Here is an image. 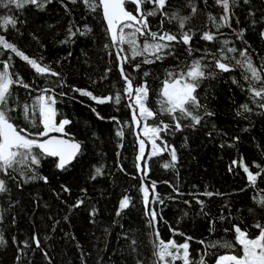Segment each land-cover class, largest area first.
<instances>
[{
    "label": "trees",
    "instance_id": "trees-1",
    "mask_svg": "<svg viewBox=\"0 0 264 264\" xmlns=\"http://www.w3.org/2000/svg\"><path fill=\"white\" fill-rule=\"evenodd\" d=\"M193 4L197 8L194 15ZM126 7L134 6L126 4ZM144 7L151 10L153 6ZM164 11L169 16L174 12L191 16L186 30L191 29L195 35L191 55L189 46L173 42L170 54L162 60L145 64L142 62L145 57H137L125 65L134 88L147 83L148 105L153 110L159 109V93L167 72L186 68L200 59L205 50L216 52L221 47L219 41L227 39L229 47L247 48L257 66L264 62V0H236L231 5V27H222L219 33L208 19L209 15L215 16L219 23L225 14L216 0H167ZM8 15L17 20L16 27L0 28V35L29 57L42 58V63L60 73L59 77L36 74L25 61L4 50L0 60L11 56V70L31 86L13 88L21 107L12 115L18 118L21 127L41 131L39 123L33 128L24 120L22 105H31L41 89H54L57 122L63 118L71 121L65 131L68 137L81 143V150L66 170L56 167L54 157L42 160L38 173L48 178L47 183L42 179L25 183L18 174L15 181L0 177L7 180L10 189L0 193V234L6 241L0 245V264H156L152 255L156 231L165 241L175 239L182 243L186 237H192L189 244L193 258L204 250L201 240L234 241L233 232H224L232 224L247 227L253 235L258 233L252 225L257 220L264 223V209L257 206L254 197H259L264 182L258 178L255 187L249 186L240 162L243 160L254 172L259 171L256 164L264 168V110L251 102L240 69L220 72L211 67L215 77L202 80L197 91L201 103L214 115L204 116L195 127L186 126L191 124L190 120H182L185 125L182 131L173 127L161 133L163 143L175 148L177 159L173 162L170 150L152 156L151 143L142 134L144 123H172L171 118L158 114L155 119L141 121L140 127L132 119L134 98L124 93L117 49L112 47L101 9L93 12L83 0L76 3L51 0L42 9L34 5L23 9L0 5V16ZM148 19L152 31H161L163 20V30L179 34L175 21L169 22L160 14ZM70 27L73 32L80 29L85 34L77 32L69 39ZM240 30L244 32L242 40L236 35ZM205 31L216 34L217 39L202 40ZM143 40L141 37V44ZM211 59L208 56L205 62ZM135 64H140L139 70H134ZM233 77L245 90L232 82ZM76 88L100 97L119 93L121 102L98 104L73 90ZM244 103L253 111L238 116L237 111ZM121 129L123 136H118L116 133ZM140 139L145 140L143 160H137ZM162 141H157L161 147ZM165 164L174 166L165 168ZM97 167L101 168L100 175L96 174ZM142 184L150 190L147 206L140 190ZM205 192L214 195H203ZM156 194L163 203L153 199ZM124 196L130 198V203L121 210L119 205ZM80 200L83 203L75 207ZM153 209L158 215L154 224H150L147 213ZM173 230L183 235H173ZM34 237L39 239V247ZM210 251L208 264H215L216 257L226 250Z\"/></svg>",
    "mask_w": 264,
    "mask_h": 264
},
{
    "label": "snow or ice",
    "instance_id": "snow-or-ice-1",
    "mask_svg": "<svg viewBox=\"0 0 264 264\" xmlns=\"http://www.w3.org/2000/svg\"><path fill=\"white\" fill-rule=\"evenodd\" d=\"M50 2L51 0H0V5L5 8L14 5L17 9H23L26 5H34L36 8L42 9L46 3ZM71 2L76 3L77 0H71ZM83 3L93 12L97 11V9L102 10L112 47L117 49L116 59L119 62L120 74L125 81L124 93L128 97L134 98L132 119L137 127L141 126V121L155 119L158 114H166L171 118L172 123L160 121L153 125L143 124V135L151 143L152 156L157 155L161 151L170 150L171 160L175 162L177 159L175 148L163 143L161 133L167 132L173 127L176 131H182L183 127H185L181 123L182 120H190L191 124L186 126L195 127L201 123L204 116L214 115L213 112L208 110L206 105L201 103L197 91L202 80L215 77L216 73L210 71L211 67L220 72H232L240 69L242 79L247 84L246 91L249 93L251 102L259 109L264 110V62L257 66L253 62V58L247 48L237 49L235 46L229 47L230 41L227 39L219 41L221 47L216 52L205 50L204 55L200 59L194 60L186 68H181L178 71H168L159 93V109L158 111L153 110L148 105L149 88L147 83L145 82V84L134 88V80L126 72L125 65L137 57H145L142 61L145 64L162 60L166 55L170 54L173 42H182L184 45L189 46L188 52L191 55L192 48L190 45L195 34L191 29L186 30V25L190 21L191 16H181L179 12H174L169 16L164 11L167 0H83ZM216 3L222 6L225 14L219 18V23L215 16L209 15L208 19L213 22L217 33H219L220 28L231 27V5L235 4L236 0H216ZM126 4H131L134 7L129 10ZM145 4H150L153 7L151 10L146 9L144 7ZM196 12L197 8L193 4L191 13L194 15ZM157 14L164 16L169 22L175 21L178 24L179 34L163 30V20L161 21V31H152L148 18ZM16 24L17 20L12 15L0 16V28L4 30H7L8 26L15 28ZM68 31L69 39L75 36L77 32L81 35L85 34L80 32V29L73 32L71 27ZM86 31H91V29L86 28ZM236 35L242 40L244 36L243 30H240ZM141 37L144 38L142 44L140 42ZM200 38L211 42L216 40L217 36L210 31H205ZM64 42L67 43L68 41ZM124 45L127 48L123 47ZM105 47L107 48L108 45H105ZM4 50L10 51L16 57L25 61L34 69L36 74L50 75L52 77L60 76V73L53 70L50 65L42 63V58L37 60L29 57L14 43L9 42L4 35H0V55L4 54ZM148 56L153 57V59H148ZM208 56H211L212 59L205 62ZM139 68L140 64L134 65V70H139ZM11 69V56L6 60H0V177H7V179L15 181L16 174H18L25 183L36 179H42L47 183L48 178L40 176L38 173L42 160L48 157L57 158L56 167L60 170H66L67 166L72 163L80 152L81 144L64 138L69 135L65 131V127L71 121L63 118L57 122L58 113L55 107L57 101L54 89L51 88L41 89V94L34 98L31 105H22L24 120L30 123L33 128L37 127L39 123L42 126V130L31 132L26 127L20 126L18 118L12 115L13 112L17 111L18 107H21L18 100L15 99L13 88L20 86L30 89L31 86ZM144 75L147 76L148 73ZM232 82L238 84L242 90H245L244 86L240 85V82L235 77L232 78ZM73 90L79 92L82 96L90 97L98 104L108 102L119 104L121 102L119 93L115 94V96L100 97L85 89L76 88ZM201 110H203V115H201ZM252 111L253 109L249 104L244 103L240 105L237 115L242 116L244 113ZM37 115L39 117L38 122ZM112 119L116 120V117H112ZM51 133H59L60 135H51ZM116 134L123 136V130H118ZM158 140L162 141L163 147L157 143ZM139 145L140 154L137 160H143L145 140L140 139ZM233 164H236V161H233ZM170 166H174V164L164 165L165 168ZM240 166L247 175L249 186L255 187L258 178L264 182V168L259 164L255 165V168L259 169V171L255 172L250 170V167L244 164L243 160H241ZM137 167L140 168V165L138 164ZM95 171L97 175L101 174V168L97 167ZM146 175L147 172L145 171ZM140 190L143 193V201L147 206L149 203V186L142 184ZM151 190L153 193L155 192V182L152 183ZM8 191L10 189L7 186V180L0 178V193ZM64 191H68V189L65 188ZM203 195L210 197L214 193L205 192ZM153 199L163 203L158 194L154 195ZM254 200L259 208L264 209V188L260 189L259 197H254ZM198 202L202 203L201 201ZM81 203H83L82 200L78 201L75 207H78ZM129 203L130 198L124 196L120 201V209L127 208ZM249 212H254V209H249ZM147 214L151 217L150 224H154L158 215L157 212L153 209ZM117 215H119V212ZM224 218L221 217V219ZM252 227L258 230L257 234L253 235L247 227L242 228L240 224H232L230 229H224L225 233L229 231L234 233V241L228 239L199 241L204 246V250L198 254V258H193L190 253L189 241L192 240V237H186L182 243H178L175 239L165 241L160 238L159 232L156 231V241L153 245L154 251L152 255L156 258V264H177V261H180L181 264H208L207 257L212 254L210 250L221 248L226 251L216 257L215 264H264V223L257 220ZM173 235L183 234L176 233L173 230ZM33 239L36 246L39 247V239L35 237ZM5 243L3 235L0 234V245ZM132 243L135 244L136 241L133 240ZM27 246V242H25V247Z\"/></svg>",
    "mask_w": 264,
    "mask_h": 264
},
{
    "label": "water",
    "instance_id": "water-1",
    "mask_svg": "<svg viewBox=\"0 0 264 264\" xmlns=\"http://www.w3.org/2000/svg\"><path fill=\"white\" fill-rule=\"evenodd\" d=\"M129 10H131V9H129ZM134 14H136L135 12H134ZM105 21V20H104ZM106 23V22H105ZM106 26H107V24H106ZM51 135H56V136H59L60 134L59 133H51ZM65 139H70V140H72V141H74V142H79L77 139H74V138H70V137H68V136H66V137H64ZM45 139H46V137H45ZM80 143V142H79ZM81 144V143H80ZM56 160H57V158H56Z\"/></svg>",
    "mask_w": 264,
    "mask_h": 264
},
{
    "label": "rangeland",
    "instance_id": "rangeland-1",
    "mask_svg": "<svg viewBox=\"0 0 264 264\" xmlns=\"http://www.w3.org/2000/svg\"><path fill=\"white\" fill-rule=\"evenodd\" d=\"M142 132H143V128H142ZM143 134V133H142Z\"/></svg>",
    "mask_w": 264,
    "mask_h": 264
}]
</instances>
